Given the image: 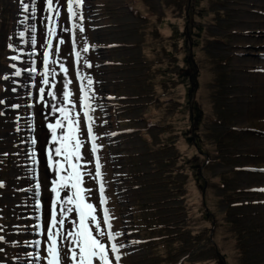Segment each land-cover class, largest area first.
Listing matches in <instances>:
<instances>
[{
    "label": "rangeland",
    "instance_id": "1",
    "mask_svg": "<svg viewBox=\"0 0 264 264\" xmlns=\"http://www.w3.org/2000/svg\"><path fill=\"white\" fill-rule=\"evenodd\" d=\"M68 2L0 0V264H46L38 219L55 194L38 204L40 161L67 151L71 125L42 102L44 72L48 51L66 62L73 43L82 135L64 173L77 164L97 210L100 179L116 197L91 264H264V125L243 120L264 100V0H70L71 13ZM80 211L72 199L64 225L51 221L54 263L78 262Z\"/></svg>",
    "mask_w": 264,
    "mask_h": 264
},
{
    "label": "bare ground",
    "instance_id": "2",
    "mask_svg": "<svg viewBox=\"0 0 264 264\" xmlns=\"http://www.w3.org/2000/svg\"><path fill=\"white\" fill-rule=\"evenodd\" d=\"M45 39H47V27L45 31ZM75 47L76 44L73 43L71 46H68L66 48V55H67L66 62L59 60L55 61L53 58V52L51 50L48 51L49 53L48 63H53V65L48 66L49 69H46L47 71L44 72L45 74H47V76H45V79L47 80L45 84H47V86L45 88V92H46L45 99L42 102L44 103V105L49 107L56 105L59 108V111L65 114L67 120H69V125H71V127H68L65 135L62 134V138L64 142L68 145L67 151L61 152L56 150H50L47 153V155H45L48 161L46 160L45 156H43L40 161L41 163L40 169L45 173L46 179L41 180L39 182L42 191L41 193L40 192L38 193V195L41 197V200H38V204L41 205V202H43L46 199L47 192L53 191L55 196L53 197V202L51 205V221L55 217L56 213L58 212L63 213V211L66 210L72 199H74L78 203L80 210L87 209L88 211L92 212V214L96 216L97 221H102L104 228L108 224V226L111 225L110 228L112 230L113 224L115 225V223H114V215L112 214L111 208L116 205V197H114V193H113L114 185L111 184L110 182L106 183V192H105L104 180L103 178L100 179L99 177L100 180L97 182L98 188H96V191L98 193L97 196L101 206L97 210L96 209L97 197L90 190L91 185L86 183L85 174L81 172L77 164L71 162L70 163L71 173L69 175H66V173H64L68 159L75 157L71 145L76 142V139H80V135H82L79 131L80 128L79 114H81L79 110L80 108L79 99H80V93L82 87L81 83H79V75H78L80 63L75 56V52H73L71 55V52L72 50L75 49ZM64 48L65 47H63L62 50ZM71 56L73 59H71ZM53 72H57V74L54 75ZM80 77L82 78L84 77L83 69L80 71ZM52 81H54L53 85L50 84ZM251 117H255L257 119L262 120V125H264V100L253 101L250 105L247 106V114L243 120H246ZM244 124L248 125V123L246 122L240 123V125H244ZM98 150L99 149L96 148V151H92V159H94L95 162H97L98 165L101 168H103V170H105V168H107L106 164L108 159L106 155L99 153ZM65 183H70L72 187L69 186V189H62ZM62 193L63 196L61 201L57 202L58 198L61 196ZM33 194H35L34 190H33ZM69 194L71 196V199ZM41 212L42 214H40L41 216L38 219V221L39 220L41 221H39L38 225L39 227H42L44 229V227H47L49 225L50 206L46 207L45 204L43 203ZM79 216L77 219L79 225L78 228L80 231L83 221L79 219ZM85 223L91 235L97 238V236H95V230H94L96 229L95 222L89 219L86 220ZM79 231L75 233V236L73 237V242H74L73 245L77 247V249L80 252V256H78L77 258L78 262L76 264H81V260H84L85 264H87V261H89L88 260L89 250L88 251L83 250L84 245L81 243L83 237L77 235ZM51 245L52 246L54 245V241L52 240L50 243L44 246L43 249L44 254L42 255L43 261L46 262V264H49L50 261L52 262V264H57L56 260L54 263L53 259L50 260L49 257V255L51 254L49 253L50 252L49 249ZM62 252L61 250L59 251L60 256ZM69 252L71 254V250H69ZM105 255L108 254L105 253ZM63 256H65V253L62 254V258ZM56 258H58V255ZM61 264L63 263L61 262Z\"/></svg>",
    "mask_w": 264,
    "mask_h": 264
},
{
    "label": "snow or ice",
    "instance_id": "3",
    "mask_svg": "<svg viewBox=\"0 0 264 264\" xmlns=\"http://www.w3.org/2000/svg\"><path fill=\"white\" fill-rule=\"evenodd\" d=\"M46 5H47V8H48L49 11H53V8H54V0H46ZM67 9H68V12H70V13L72 12V5H71L70 0L67 3ZM23 10L25 12H29L30 11L29 5L27 3H25L23 5ZM56 10L58 11V8ZM45 23H47V21H45ZM65 30L66 29H61V31H65ZM79 31L82 32V31H84V29L81 28V29H79ZM29 36L31 38V33H29ZM62 42H64V40L62 38L57 40V44L58 45L59 44H62ZM29 43H30V45L32 44L31 39H30ZM88 50L89 49L87 47H83V51L84 52H87ZM79 56H80V53H79ZM89 67H91V65H89ZM17 75H19V74L17 73ZM42 79H43V77L41 76V79L40 80H42ZM92 83H93L92 80L89 79L87 81V86L90 88L91 85H92ZM12 91L15 92L16 89L13 88ZM37 99H39V96H37ZM13 107H19V105H14ZM51 136H52V133H50V138H51ZM30 143H31V145L34 146L36 144V140L33 139ZM52 147L55 150L56 145H52ZM31 158H32V161H33L34 158H35V150L32 151ZM45 158L47 160V157L46 156H45ZM35 195H37V193H35ZM79 219L82 220L83 223L81 225V230L79 231V233L77 235L83 237V240L81 241V243L84 245L83 250L84 251H88L89 248H91V250L93 252L99 250L101 253H103V251H104V244L99 239H97V238H95V237H93L91 235V233L88 231L87 226H86V223H85L86 220H89L90 219L91 221H94L95 222L96 228L99 229L101 227L102 221H97L96 216L93 215L92 212L88 211L87 209H84V210H81L80 211ZM64 223H65V220L63 218V213L61 212L60 218L59 219L57 218L56 227L63 226ZM37 227H38V225H37ZM109 227H111V225H109ZM51 228H52V224H51V203H50V221H49V227H48V229H47V231L45 233L47 239L50 242H51L50 237L52 235V233L50 231ZM100 235H105V233L104 232H100ZM3 239H4V237L3 236H0V240H3ZM36 243L39 244L40 242L37 241ZM89 254H91V253H89ZM89 261H87V264H89ZM49 264H52V262L50 261ZM81 264H85V261L84 260H81ZM90 264H91V261H90Z\"/></svg>",
    "mask_w": 264,
    "mask_h": 264
}]
</instances>
